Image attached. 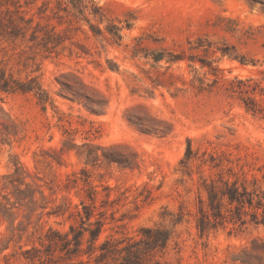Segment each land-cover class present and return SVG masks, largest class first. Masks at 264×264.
I'll return each instance as SVG.
<instances>
[{"label": "rangeland", "instance_id": "obj_1", "mask_svg": "<svg viewBox=\"0 0 264 264\" xmlns=\"http://www.w3.org/2000/svg\"><path fill=\"white\" fill-rule=\"evenodd\" d=\"M29 1L20 2L27 16L55 26L65 42L58 56H39L34 73L55 107L44 111L33 95L0 92V264H42L26 259L33 247L48 253L44 264L78 262L41 239L50 227L67 232L75 223L71 213L87 187L80 181L65 191V184L73 174L84 177V169L100 192L110 186L113 198L121 197L106 214L100 241L139 240L160 227L170 234L156 254L163 264H243L238 257L264 264V224L198 231L197 165L194 180L180 170L190 141L200 154L230 159L249 190H264V98L256 95L253 112L248 96L238 93V79L264 88V0H96L110 20L131 24L121 41L96 37L87 22L64 13L60 18L56 0ZM163 49L184 60L168 65L145 57ZM21 68L14 74L25 78L31 68ZM195 73L206 78V90L193 88ZM83 144L104 147L99 154L113 146L129 164H87L79 155Z\"/></svg>", "mask_w": 264, "mask_h": 264}, {"label": "trees", "instance_id": "obj_2", "mask_svg": "<svg viewBox=\"0 0 264 264\" xmlns=\"http://www.w3.org/2000/svg\"><path fill=\"white\" fill-rule=\"evenodd\" d=\"M20 2L21 0H0V53L4 52L3 57L0 58V92L33 95L41 108L47 111L49 105L53 107L55 105L52 96L44 88L40 76L34 75L39 70L37 59L39 56L43 58L58 56L65 38L55 26L48 22L36 21L34 17H28L22 10ZM56 2L54 12L56 15L64 18L61 15L64 13L67 17H72L71 22H87L90 31L96 37L121 41L123 28H131L129 21H126L124 26H119L110 20L105 9L99 6L96 0H56ZM25 3L29 5L32 2L25 0ZM49 3L50 1L43 2L39 8L40 14L46 12ZM92 19L97 23L92 22ZM105 22L109 24L104 30L101 24ZM107 33L111 35V38L107 37ZM141 39V37L138 38V41ZM4 43L8 46H2ZM137 50L136 48L134 57L138 54ZM145 57L152 59L156 64L166 62L168 65L184 60L180 55L166 49L154 51ZM202 64V67L209 66L214 70L205 61ZM21 66L25 71L31 68L25 78L14 74V70L22 71ZM214 74L216 81L221 78L218 72ZM205 80V77L195 73L191 82L193 88L199 91L206 90ZM238 93L248 96L250 105L247 104V109L253 112H256L258 105L256 95L264 98V88L261 87L260 82L253 79H238ZM79 96L92 102L91 98L84 93H79ZM89 108L94 111L93 108ZM82 148L84 150L79 155L86 159L87 164L102 160L124 167L129 164L128 157L113 146L107 148V152L102 154H99V150L104 148L102 146H95L94 149L90 148V145L83 144ZM225 160L227 164L219 155L208 152L200 154L199 150L193 149L189 141L186 154L180 162L182 174L191 180H194L192 164L197 165L199 201L195 217L196 227L202 235L218 231L227 223L239 227H244L248 223L264 224V190L258 186L254 190H249L245 182L240 184L238 171L230 165L232 161L228 158ZM18 170L17 168L16 174ZM83 173L84 177L73 174V177L69 178L68 183L65 184V191L76 188L80 181L87 187L85 195H82L80 199L81 208L76 205L75 211L71 213V216L75 217V223L67 232L50 227L45 239H41L42 245L45 247L46 242L54 245L57 250L66 254L69 261L78 258L77 263L70 264H85L92 260L95 264H163L156 258V254L159 250L166 249L170 234L160 227L143 231L146 233L139 240L133 237L115 239L109 236L100 241L102 234L106 231V214L119 203L121 197L113 198V188L110 186L101 185L104 193L100 192L99 186L93 185L90 181L87 170L84 169ZM20 184H25V178ZM44 195L45 192L41 191V197ZM68 201L71 205L72 201L70 199ZM70 207L67 206L56 215H65ZM183 215V211L179 213V216ZM113 220H115L114 216ZM27 254L26 259L33 263L38 260L44 264L49 259L48 253L37 247L28 250ZM84 255L88 256V261L81 259ZM238 260L243 264H249L242 257H238Z\"/></svg>", "mask_w": 264, "mask_h": 264}]
</instances>
